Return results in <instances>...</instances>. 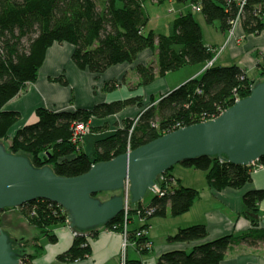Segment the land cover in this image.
<instances>
[{
    "label": "trees",
    "instance_id": "obj_1",
    "mask_svg": "<svg viewBox=\"0 0 264 264\" xmlns=\"http://www.w3.org/2000/svg\"><path fill=\"white\" fill-rule=\"evenodd\" d=\"M146 1L0 0V140L10 152L26 155L35 167L51 166L57 175H81L94 163L125 153L128 146L135 149L168 132L219 116L237 99L248 96L254 85L263 80L249 78L237 64L213 63L199 75L162 95L158 101L152 98L151 104L140 112L134 127V119L128 118L114 132L98 139L92 157L84 149L86 135L73 140V125L89 123L96 117H108L131 105L143 107L142 97L100 102L91 108L53 110L39 107L36 121L19 127L12 136L10 130L20 119V114L4 109V106L37 80L47 51L55 43L72 44L74 63L95 74L103 73L113 65L135 63L146 49L155 51L156 62L136 64L140 86L151 84L157 77L187 65H205L217 56L215 47L205 43L202 26L191 9L176 14L170 34L157 33L154 29L147 31ZM165 1L168 0H157L158 3ZM169 1L200 4L199 12L205 22L214 24L219 21L223 31L231 29L232 21L237 17L248 34H259L264 30V0H247L242 10L236 0ZM51 80L68 85L65 74L51 77ZM119 86L118 79H111L102 89L113 91ZM90 128L91 132L96 131L94 126ZM180 164L205 171L208 185L222 190L241 188L250 182L254 170L258 166L264 167V156L250 165L234 164L222 156H202ZM161 191L162 195L155 194L149 204L139 201L129 209L131 222L132 214L145 219L140 227L127 231L128 239L135 241L142 253L149 250L142 246L149 238L137 237V230L150 227L149 220L154 217L182 215L200 196L199 189L180 184L171 170L164 173ZM262 200L264 189H251L243 195L244 214L255 225ZM19 208L29 223L51 241L56 240L51 226L68 222L65 208L47 199H36ZM115 224L119 225L117 231L123 230L124 212L105 228H112ZM88 232L89 236L96 237L99 231L91 229ZM207 235V226L196 223L179 228L168 240L196 241ZM245 237L246 234L231 233L197 244L190 251L165 252L159 256L157 264H222L229 246ZM38 240L35 237L22 241V246L15 245L22 256L21 264H33L36 254L43 248ZM28 245H32L35 253L27 251ZM90 254L88 236L76 234L71 247L58 258L77 261ZM127 264H142V260L127 259Z\"/></svg>",
    "mask_w": 264,
    "mask_h": 264
},
{
    "label": "crops",
    "instance_id": "obj_2",
    "mask_svg": "<svg viewBox=\"0 0 264 264\" xmlns=\"http://www.w3.org/2000/svg\"><path fill=\"white\" fill-rule=\"evenodd\" d=\"M186 8L188 7H181L176 13L191 9V7L187 10ZM215 26L216 29L219 28L215 36L209 41L204 39L207 45L214 46L216 50L220 48L214 63L225 66L237 64L246 71L249 78L261 79L260 74L264 67V30L259 34H248L240 24L235 35L229 38L228 30L223 31L220 22ZM73 50L74 46L66 42L51 46L37 80L28 84L23 92L4 106V109L14 110L20 114V119L10 130L12 136L19 127L36 121V110L39 107L53 110L91 108L100 102L142 97L143 107L131 105L108 117L91 119L90 123L96 131L84 137V149L92 157L98 139L114 132L125 119L136 117L144 107L151 104L152 98H156L158 93L164 95L180 85L171 86L166 76L161 79L157 77L155 81L145 86L138 85L140 79L135 70L136 64L157 61V56L150 49L143 51L137 62L113 65L100 74L80 69L72 59ZM206 64L197 65V69L188 74L183 82L199 75L205 70ZM60 74H65L68 85L51 80V77ZM111 79H118L120 86L113 91L103 90L104 83ZM87 141L91 144L89 150L86 148ZM181 166L183 167L172 169L171 173L180 184L199 189L200 196L191 209L182 215L176 217L168 215L154 222V219L149 220L147 237L151 241V248L146 253H142L137 248V243L130 241L127 247V259H140L142 264H157L159 256L165 252L190 251L197 244L234 233L246 234V237L229 246L222 264H264V200L259 204L256 225L244 214L243 202L246 191L264 189V167L258 166L253 172V179L241 188L227 187L216 190L208 185L205 171L182 164ZM0 223L1 227L28 228L26 230L31 231V240L38 237V243L43 248L36 254L33 264H119L121 259L124 236L122 232L109 231L105 226L97 229L99 232L96 237H91L88 231L77 232L68 222L52 225L51 233L56 236V240L51 241L48 236H42L39 229L29 223L19 207L7 208L0 212ZM196 223H204L207 226L208 235L205 239L168 240V237L175 234L179 228ZM140 226H133L131 222L129 229ZM159 228L161 230H158ZM76 232L88 236L91 246L90 256L77 261L60 260L58 256L71 247ZM29 247L28 252L35 253L32 245Z\"/></svg>",
    "mask_w": 264,
    "mask_h": 264
},
{
    "label": "water",
    "instance_id": "obj_3",
    "mask_svg": "<svg viewBox=\"0 0 264 264\" xmlns=\"http://www.w3.org/2000/svg\"><path fill=\"white\" fill-rule=\"evenodd\" d=\"M202 156H222L242 165L264 156V79L219 116L94 163L77 176L57 175L48 165L35 167L29 157L10 152L0 140V211L47 199L65 208L68 223L77 232L98 229L124 212L127 180L131 202L137 203L155 187L160 175ZM31 238L22 226L0 228V264H20L22 256L15 245Z\"/></svg>",
    "mask_w": 264,
    "mask_h": 264
},
{
    "label": "rangeland",
    "instance_id": "obj_4",
    "mask_svg": "<svg viewBox=\"0 0 264 264\" xmlns=\"http://www.w3.org/2000/svg\"><path fill=\"white\" fill-rule=\"evenodd\" d=\"M193 4H197V3H194L192 1H189L187 3H179L177 1H169V0L162 2V3H158L157 0H147L145 3V7H146L147 13L149 15V21H148L146 30L148 31L150 29H154L157 33L170 34L172 32V20L177 14L176 11H178V9H180L181 7H188V8H186V10H187ZM193 12H194L195 17L197 18V20L200 22V24L202 26L205 41H209L212 37L215 36V32L218 31L217 29H219V28L216 29L215 25L218 26L219 21H215L214 24H207L200 12H198V11H193ZM219 50H220V48L218 49V51L216 53H218ZM154 52L155 51H153V54L155 56H157V54ZM195 69H197L196 64L195 65H193V64L187 65V66L181 67L177 70L171 71V72L167 73L165 76L167 77L168 81L171 83V86H176L177 84L184 83L185 81L183 82V80H185V78H187L188 74H190ZM256 76L258 77L259 75H256ZM162 77H164V76H162ZM162 77L160 76L158 78L161 79ZM261 79H264V77H262ZM261 79H259V80H261ZM187 80H189V79H187ZM161 96H162L161 93L157 94V97H156L157 101L160 99ZM8 142L9 141H7V144H8ZM90 145L91 144L89 143V141H87V147L86 148L88 150L91 148ZM126 152H128V150ZM181 167H183V166H181V164H176L175 168H172V169H178ZM172 169H171V171H172ZM192 169H195V168H192ZM152 197H153V195L151 193H147L143 199V202L145 204H149ZM132 205H133V203H132ZM131 217H133V220H134L132 222L133 226H138V225L140 226L141 225L140 220L138 219L139 217L136 214H132ZM153 219H154L153 220V222H154V221H158L159 219H161V217H154ZM161 228H159L158 230H161ZM25 229H28V228H25ZM27 231H29V230H27ZM29 232L31 233V231H29ZM119 232H122V234L124 236V242H125V239H126L125 230L123 229L122 231H119ZM130 241L131 240L128 239V242H130ZM124 242H123V245H124ZM123 245H122V248H123ZM27 248H30L29 245L27 246ZM122 251H123V249H122Z\"/></svg>",
    "mask_w": 264,
    "mask_h": 264
},
{
    "label": "built area",
    "instance_id": "obj_5",
    "mask_svg": "<svg viewBox=\"0 0 264 264\" xmlns=\"http://www.w3.org/2000/svg\"><path fill=\"white\" fill-rule=\"evenodd\" d=\"M237 1V4L240 6V9L242 10L243 6L245 5L246 1L247 0H236ZM191 9L193 11H200L201 10V6L200 4H193L191 5ZM240 25V18L237 17L235 20L232 21V27L231 29L228 30L229 32V38L234 36L235 33H236V29L237 27ZM218 50H216L217 52ZM220 52V50H219ZM218 52V53H219ZM217 53V54H218ZM216 58V57H215ZM215 58H213L212 60L208 61V63L206 64V67H209L211 66L214 61H215ZM140 115L141 113H139L136 117H134V125L133 127L137 124L139 118H140ZM91 123H76L73 125V132H74V135H73V140L74 141H77L79 139H82L85 135L89 134L91 132ZM133 129V128H132ZM128 152H130L132 150L131 146H128ZM164 180V174L160 175V177L158 178V182L157 184L155 185L154 188L150 189L148 191V193H151L153 196L157 193H161L162 195V191H161V185H162V181ZM123 197H124V202H125V209H124V230H125V242H124V245H123V251H122V254H121V259H120V262L119 264H127V247H128V234H127V231L129 229V225L131 223V220L129 219V209L132 205V202H131V192H130V182L127 180L126 181V185L125 187L123 188ZM139 220H140V223L142 224L145 219L142 218L140 215L138 216ZM118 224H115L112 228L111 227H107V230L109 231H117V228H118ZM76 234H79V233H75ZM136 236L139 237V238H142V237H147V229H139L137 230L136 232ZM144 248L146 249H150L151 248V241L148 239L143 245H142ZM22 262L20 261V264Z\"/></svg>",
    "mask_w": 264,
    "mask_h": 264
}]
</instances>
